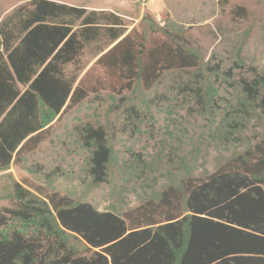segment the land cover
I'll return each mask as SVG.
<instances>
[{
    "label": "trees",
    "instance_id": "trees-1",
    "mask_svg": "<svg viewBox=\"0 0 264 264\" xmlns=\"http://www.w3.org/2000/svg\"><path fill=\"white\" fill-rule=\"evenodd\" d=\"M245 46L244 39L234 48L236 69L244 68ZM85 50L97 66L78 83L67 67ZM234 68L206 60L169 18L162 24L147 15L128 32L115 12L54 0L16 8L0 23V173L26 162L52 138L60 115L94 93L108 92L114 107L138 119L136 132L143 116L154 117L150 94L162 91L175 95L158 112L172 114L176 101L203 125L190 137L166 120L170 160L160 176L164 157L150 162L129 148L122 155L110 125H83L67 143L83 158L81 196L56 190L58 167L43 173L45 186L15 183L3 197L13 207L0 208V264H264V133L256 141L247 134L264 114V75L237 78ZM204 143L216 146L219 163L197 176ZM115 176L124 190L139 183L138 207L85 201Z\"/></svg>",
    "mask_w": 264,
    "mask_h": 264
},
{
    "label": "rangeland",
    "instance_id": "rangeland-1",
    "mask_svg": "<svg viewBox=\"0 0 264 264\" xmlns=\"http://www.w3.org/2000/svg\"><path fill=\"white\" fill-rule=\"evenodd\" d=\"M32 0H0V23L16 8L31 2ZM67 3L77 7H85L89 10H105L119 14L127 26L128 32L139 26L140 21L147 15H152L157 21L164 24L169 18L184 26L188 38L196 43L203 52L206 60L213 62L225 61L229 68H234V48L245 39L246 46L243 50L244 68H234L237 78L245 77L253 80L258 75H264V0H54ZM98 57L91 54L89 50L84 51L80 63L67 67V73L78 77L77 82L95 68ZM23 89V87H22ZM172 93V92H171ZM164 91L151 93L155 100L154 105L167 106L166 100H172L175 94ZM130 95L125 94L117 98L118 102L124 99L126 102ZM155 105V106H156ZM152 107L153 114L143 116V124L135 117L129 119L125 110L112 105L108 92L94 93L88 98L85 105L65 110L54 124L53 136L44 142L40 149L30 154L24 163H12L10 169L0 173V208H12L13 203L3 199L19 183L23 187H29L36 179L42 186L46 185L43 173H51L52 169L59 168L61 177L56 182V190L63 194L74 190L75 194L81 196V189L85 188L83 179L84 163L81 155H70L68 153L70 143L69 135H74L83 125L93 127L109 126L116 134L117 148L122 155H127V149L135 151L144 156L150 162L169 155L170 150L163 144L165 137L164 125L170 117L176 120L182 129L189 131V136H195L200 131L203 121L195 115L194 111L180 107V103L171 102L172 110L169 112H158ZM264 133V114L253 120L247 134L260 139ZM164 138V139H163ZM163 143V144H162ZM200 164H203L197 172L198 176L204 170L213 173L219 163L216 157L219 151L216 146L206 143L200 146ZM163 153V154H161ZM83 155V154H82ZM174 157V156H173ZM161 158V159H162ZM177 160V157L172 158ZM164 157V163L160 165V172L165 175L164 164L169 162ZM41 167L38 181L31 174L29 168L36 170ZM162 170V171H161ZM155 174V175H156ZM110 184H100V188L84 198L100 209L116 206L120 211H128L138 207L144 196L139 188L138 182H132L122 187L121 178L115 176L110 179ZM109 180V181H110ZM163 181V180H162ZM161 184V183H160Z\"/></svg>",
    "mask_w": 264,
    "mask_h": 264
}]
</instances>
